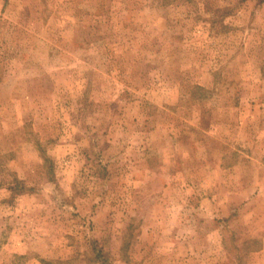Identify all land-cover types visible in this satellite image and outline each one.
Returning <instances> with one entry per match:
<instances>
[{
  "label": "rangeland",
  "instance_id": "rangeland-1",
  "mask_svg": "<svg viewBox=\"0 0 264 264\" xmlns=\"http://www.w3.org/2000/svg\"><path fill=\"white\" fill-rule=\"evenodd\" d=\"M0 264H264V0H0Z\"/></svg>",
  "mask_w": 264,
  "mask_h": 264
}]
</instances>
